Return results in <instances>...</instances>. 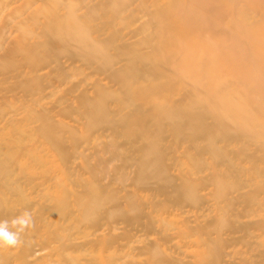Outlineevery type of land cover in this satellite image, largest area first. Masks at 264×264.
<instances>
[{"label":"rangeland","instance_id":"1","mask_svg":"<svg viewBox=\"0 0 264 264\" xmlns=\"http://www.w3.org/2000/svg\"><path fill=\"white\" fill-rule=\"evenodd\" d=\"M25 210L0 264H264V0H0Z\"/></svg>","mask_w":264,"mask_h":264},{"label":"clouds","instance_id":"2","mask_svg":"<svg viewBox=\"0 0 264 264\" xmlns=\"http://www.w3.org/2000/svg\"><path fill=\"white\" fill-rule=\"evenodd\" d=\"M33 226V215L25 210L11 220H0V248H16L23 241L21 235Z\"/></svg>","mask_w":264,"mask_h":264},{"label":"bare ground","instance_id":"3","mask_svg":"<svg viewBox=\"0 0 264 264\" xmlns=\"http://www.w3.org/2000/svg\"><path fill=\"white\" fill-rule=\"evenodd\" d=\"M94 217V216H93Z\"/></svg>","mask_w":264,"mask_h":264}]
</instances>
